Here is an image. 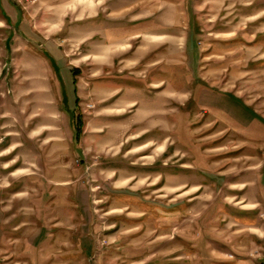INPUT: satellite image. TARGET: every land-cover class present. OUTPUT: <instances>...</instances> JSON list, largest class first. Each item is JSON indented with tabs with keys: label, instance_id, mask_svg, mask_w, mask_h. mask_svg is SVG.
I'll use <instances>...</instances> for the list:
<instances>
[{
	"label": "rangeland",
	"instance_id": "1",
	"mask_svg": "<svg viewBox=\"0 0 264 264\" xmlns=\"http://www.w3.org/2000/svg\"><path fill=\"white\" fill-rule=\"evenodd\" d=\"M0 264H264V0H0Z\"/></svg>",
	"mask_w": 264,
	"mask_h": 264
},
{
	"label": "trees",
	"instance_id": "2",
	"mask_svg": "<svg viewBox=\"0 0 264 264\" xmlns=\"http://www.w3.org/2000/svg\"><path fill=\"white\" fill-rule=\"evenodd\" d=\"M79 119H80V118H79ZM81 124H82V123H81V119H80V123H79V125L81 126ZM79 125H78V126H79Z\"/></svg>",
	"mask_w": 264,
	"mask_h": 264
}]
</instances>
